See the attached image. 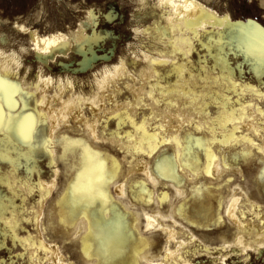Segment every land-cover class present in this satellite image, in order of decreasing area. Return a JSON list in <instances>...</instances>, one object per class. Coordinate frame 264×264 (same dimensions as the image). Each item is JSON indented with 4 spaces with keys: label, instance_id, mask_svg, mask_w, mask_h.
<instances>
[{
    "label": "bare ground",
    "instance_id": "bare-ground-1",
    "mask_svg": "<svg viewBox=\"0 0 264 264\" xmlns=\"http://www.w3.org/2000/svg\"><path fill=\"white\" fill-rule=\"evenodd\" d=\"M140 1L142 6H147V0ZM152 8L153 12L158 13L152 26L135 31L148 37L156 36L162 49L157 46L152 51L140 50L142 55H135L132 62L122 56L120 61L115 63V58L101 52L106 38L99 33L102 19L92 7L87 9L86 16L76 27L66 32L42 34L36 27L16 23L15 31L25 39L27 45V48L20 46L21 51L32 54L35 65L38 66V73L32 82L22 75L24 69L26 75L30 69L24 66L21 54L16 49L6 50L10 43L1 34L5 43L2 45L6 47L0 43V76L18 82L25 91L33 93V98L28 101L29 107L33 111L38 108L39 112L46 114V123L43 122L45 118H40L42 122L38 127H43L42 130L52 141L51 154L44 150L52 173L48 179L42 178L36 153L32 162L17 161L15 173L11 177L15 194L7 188L11 193L10 197L7 196L11 200V206L4 213V220L16 226L10 228L8 223H0V250L9 238L14 246L19 245L22 248L18 257L26 264H93L97 258L101 259L96 254L100 242L95 237L89 239L88 252H85L83 238L89 232V218L81 215L74 224L61 219L59 201L65 197L69 180L77 174L75 170L64 172L65 183L62 189L59 188L62 171L58 167V161L64 148L58 138H72L69 131L77 132V138L101 152L106 167L111 168L114 163L119 165L118 177L109 185L110 202L106 217L111 215V201H114L112 204L117 202L125 211L131 212L135 221L132 222L133 227L124 225L127 233L123 235L125 238H109L105 235L104 242L114 257L110 264H132L133 260L137 264H194V260L199 257L211 259V264H226L227 258L235 252V248L247 256L252 251L260 252L264 249V201L255 194L250 182L245 179L242 167L239 166L241 159L246 158L241 155L233 160V154H229V151L237 148L236 153L247 150L252 155L257 154L260 159H264V152L259 151L264 148V97L245 89L238 99L236 92L228 91L230 85L223 80L217 84L208 79H201L202 75H220L219 70H212L215 50L210 53L206 47L208 40L216 38V33L225 31L223 26L216 23L214 17L227 16L234 22L242 20H234L229 13H219L209 4V0H153ZM93 12L96 13L95 19L92 18ZM188 20L198 21L195 31L200 33L199 39L186 23ZM97 25L99 27L96 29ZM158 25L161 27L159 32ZM173 25H176L174 29L171 28ZM165 27L168 28L167 32L163 31ZM224 38L231 39L229 36ZM186 40L191 43H186ZM173 41L177 48L187 53L186 56L179 52L176 55L171 54ZM196 54L198 59L195 62ZM226 54L234 72L232 80L242 88L245 84H251L259 92H264L260 81L250 70L257 84L244 79L246 67L250 69L249 59L243 54H235V50ZM205 59L207 71L201 73V61ZM153 60L167 61L168 64H153ZM185 60L188 62L185 67L191 75L189 72L182 76H177L175 72L166 74L172 61L184 64ZM100 61L104 65L102 68ZM130 66L140 69L131 70ZM54 67L61 71L55 78L46 73L48 70L54 71ZM81 77L87 79L88 89L84 84L80 85L83 82ZM186 88L199 95L195 103L192 102V96L182 94ZM169 89L175 91L167 94ZM225 96L231 98L227 104L231 115L226 117L223 126H217V142L206 143L198 149L200 174L190 167L182 166L179 175L184 180L183 185L159 175L155 171V162L166 155L172 157L179 150L173 138H179L183 142L185 134L189 132L205 142L213 138L209 129L218 115L225 111ZM218 103L221 105L219 108ZM185 104L189 106L185 107ZM212 106H215L214 112ZM232 109L236 110L235 113H232ZM125 113L131 118L128 122H123ZM112 124L115 128L107 134V128L111 129ZM141 124H146L147 137L144 131L139 130ZM197 125L200 128H197ZM233 135L239 142H219L225 136L231 139ZM154 136H158L161 143L149 154L151 145L147 140ZM166 139L173 142L163 143ZM103 142L120 151L123 154L122 159L103 150L100 145ZM209 150L216 156L211 163V175L206 170ZM51 160H55L54 166L51 165ZM236 164H239L243 181H237L235 176L226 174L227 170ZM9 166L13 167L11 164ZM21 166L25 169L22 177L17 175ZM8 172L7 170L6 174ZM34 174H37L35 180ZM25 180L34 187L33 191H29L28 186L23 184ZM140 181L144 182V186L138 187L141 199L137 200L130 194V185ZM166 181L173 183L172 188L179 195L178 202L175 206H169L171 190L168 186L158 194V199L161 200L159 211L152 210L153 187L159 183L166 186ZM194 186L202 188L195 195ZM15 197L21 199L20 205L16 204L15 200L18 198ZM29 197H33V203L27 206L25 203ZM124 197H128L133 210L125 205ZM149 197L150 203L147 202ZM182 202L183 213L179 210ZM49 204L51 210L47 213ZM139 205L143 210L140 216L136 215ZM165 208L168 211H163ZM210 221L216 227L227 222L231 226L232 235L228 233V229L218 232L214 237L197 232L198 228L208 226ZM49 222L54 228L61 229L63 238L74 240L80 261L77 262L63 251L58 240L49 235ZM139 223L141 229L136 226ZM26 224H29L32 230L21 234ZM158 234L165 239L162 251L159 252L155 246V236ZM125 247L129 251L122 256L115 255L118 248ZM137 249H140L138 256L135 255ZM9 262L0 258V264H15L13 261Z\"/></svg>",
    "mask_w": 264,
    "mask_h": 264
},
{
    "label": "snow or ice",
    "instance_id": "snow-or-ice-1",
    "mask_svg": "<svg viewBox=\"0 0 264 264\" xmlns=\"http://www.w3.org/2000/svg\"><path fill=\"white\" fill-rule=\"evenodd\" d=\"M203 15V14H202ZM92 18H96V13H92ZM216 23L223 26L225 31L223 33H216L215 39H210L207 42L206 47L209 52L212 53L215 50L213 59L215 63L212 65V70H219V76L206 77L201 76V79H208L215 83H220L223 80L225 83L230 85L228 91L236 92L238 99L239 96L244 92L245 89L255 92L257 95L264 97V92H259L251 84H245L243 88L232 80L234 74L231 64L227 60L228 52L235 50V54H243L249 59L250 71L258 78L261 87L264 88V27L259 26L255 21L248 19L245 21L234 22L229 20L227 16L223 18L214 17ZM188 26L193 30V34L197 39L200 37V33L195 31L197 20L186 21ZM215 26V25H214ZM176 25L171 26L174 29ZM151 31V29H148ZM157 31H161V27L157 26ZM164 32L168 31V28L163 29ZM225 36L231 37V39H225ZM259 38V39H258ZM85 39H89L85 37ZM186 43L191 41L186 40ZM171 54L176 55L178 52L183 55H187L183 49L177 48L175 42L171 43ZM153 64L167 65V61L153 60ZM188 62L185 60L184 64L176 61L171 62V68L166 74L175 72L177 76H182L185 72H191L185 65ZM201 73L207 71L206 59L201 61L200 66ZM158 75H160L158 73ZM175 89H169L167 94ZM152 93H149L151 95ZM183 95L192 96V102L195 103L199 99V95L193 93L191 89H185ZM218 95V94H215ZM34 94L27 92L24 88L15 81L9 80L4 76H0V163L8 162L13 165L9 169L8 174H4L0 170V186L5 184L8 185L9 189L15 194L13 181L11 177L15 173V165L18 160H24L32 162L35 157V153L39 149L46 150L49 155L51 154V138L47 136V133L39 129L38 125L41 123L40 118L46 123V114L39 112V109L33 111L29 107V99L33 98ZM225 111L218 115L213 121V126L209 129L213 133V138L209 141H203L201 138L194 137L190 132L185 134V140L182 142L179 138L175 139V143L179 146V150L174 156H163L155 162V171L165 179H171L179 185L184 184L183 178L179 175V169L182 166L192 168L197 174H200V154L198 149L205 146L206 143H216L215 133L217 126H223V123L227 116L231 113L227 110V104L230 103V97L225 96L224 98ZM160 103V101H158ZM171 103V101H168ZM185 104V107H188ZM218 108L221 105L218 103ZM235 109H232V113H235ZM206 114V113H205ZM264 115V112H262ZM130 117L126 116L123 122H128ZM147 118H145V121ZM135 126V121H133ZM197 128H200L197 125ZM139 130L146 132V124H141ZM132 138V137H130ZM245 139H248L245 137ZM59 142L62 143L64 148L63 153L60 156V160L64 163L65 172L75 170L76 176L72 177L68 182V188L65 190V197H62L59 203L61 204V219L62 221H71L72 224L81 216H87L90 221L89 232L83 238L85 244V252H88V241L90 238L95 237L99 241V246L96 249V254L101 258L102 264H110L114 258L112 253L109 251L108 245L104 242L105 235L109 232V222L105 221L104 213L107 210V206L110 202L109 185L111 182L118 177L119 165L113 164L111 168L105 166L102 157V153L92 149L82 139L70 138L67 136H61L58 138ZM155 140V143H153ZM147 142L151 145L149 154L155 151L156 147L159 146L161 141L158 136L149 138ZM165 144L172 143V140L166 139L162 141ZM221 144L229 142H239L238 139L233 135L231 139L225 136L219 141ZM255 144L254 141H251ZM195 149V150H194ZM260 152H264V148L259 149ZM13 153L16 155L14 156ZM245 158L252 156V153L245 150L243 153H234L232 159L236 160L239 156ZM216 159L214 153L208 151V167L207 172L211 175V163ZM179 161V163L177 162ZM51 165H55V160L50 161ZM228 158H225V165L227 166ZM260 163L264 165V159L260 160ZM31 171V169H30ZM258 182L264 183V167L260 169L258 175ZM24 185H27L29 191H33L34 187L29 183L28 180L23 181ZM144 182H133L130 185V194L134 199L140 200L141 196L138 193V187H143ZM41 190L43 186L41 185ZM202 188L199 186L193 187V194L201 191ZM99 202V203H98ZM150 203V197L147 199ZM11 206V200L3 194H0V223H8L10 228L16 225L11 224L10 221L4 220V213ZM184 204L182 202L180 211L183 213ZM114 213L118 218L117 235H119L120 229L124 224V214L118 209L114 208ZM127 249L118 248L115 252L116 256H122ZM140 249L136 250L135 255H139ZM132 264H137L135 260Z\"/></svg>",
    "mask_w": 264,
    "mask_h": 264
},
{
    "label": "rangeland",
    "instance_id": "rangeland-1",
    "mask_svg": "<svg viewBox=\"0 0 264 264\" xmlns=\"http://www.w3.org/2000/svg\"><path fill=\"white\" fill-rule=\"evenodd\" d=\"M204 2H206V0H204ZM152 3L153 0H147V6H142L140 0H0V43L1 45L5 44L1 39L2 34L4 38L10 43V47H8L9 45H7V47L5 45L2 46L6 47V50L8 51L9 48L16 49V51L21 54L24 66L26 65V67L30 69V72L27 75L25 74L24 69L22 75L23 77L26 76L29 82H32L35 80L38 73V66L35 65L34 56L32 54H26L25 52L21 51L20 46H25L27 48V45L25 39L16 33V23L25 26L36 27L42 34H48L55 31L66 32L69 29L76 27L86 16L87 9L92 7L102 19L100 27L97 25L96 29L99 27V33L106 38L107 45H105L106 43H103V49H101V52L103 51L102 53L109 54L115 58V63L120 61L122 56L128 58L129 61L132 62V59L135 55H142L140 50L152 51V49L157 46H159L158 49L161 48V44L157 41L156 36L148 37L138 34L135 31L137 29L148 28L154 23L158 13L153 12ZM209 4L221 14L229 13L234 20L244 21L251 18L264 27V0H209ZM201 55H204V53H201ZM197 59L198 55L196 54L194 61ZM139 60L140 59L137 60L138 64H140ZM99 65L101 66L100 68L104 67V65H102V61L99 62ZM54 68V71L48 70L46 73L47 75L50 74V76L55 78L60 74L59 72L61 71L56 67ZM130 68L131 70L140 69V67L136 68L132 66H130ZM245 72L244 79H246L248 82H251L252 84H257L254 76L249 72L247 67ZM81 79H83V82H81L80 85L83 86L84 84V86L87 88V79L84 77H81ZM213 108H215V106L211 107L214 112ZM40 128L42 130L43 127ZM110 128L111 129L107 128V134H109L110 131L115 128L114 124H112ZM69 134L72 138H77L79 136L75 131H69ZM100 145L102 146L103 150L110 152L118 159H122L123 154L120 151L114 149L111 144L103 142ZM58 146L60 147L59 143ZM236 151L237 148H233L231 151H229V154H234ZM44 154V149H39L36 152V158L41 169L40 171L42 178L48 179L52 173V169L48 166V158ZM241 160V165H233L232 168L227 170L226 174L231 177L235 176L237 181H243L242 174L239 171V166L242 167L245 179L250 182V186L255 190V194H257L260 199L264 201V183L258 182L257 179L260 169L264 167V165L260 163L261 159L257 154H253L252 156L247 157L246 160ZM0 166L2 167H0V170H2L3 173L5 172L4 174H6L7 170L9 171L10 169V166L7 162L0 163ZM58 167L62 171L59 179V188L62 189L65 183V167L61 160L58 161ZM24 171V167L21 166L17 175L21 177L24 176ZM35 178L37 179V174H34L33 179L35 180ZM166 183H168L166 186H164L162 183H159L153 187L154 201L151 207L152 210L159 211V208L161 207V200L158 199V194L162 189L165 190L168 186H170L171 190L169 206L172 207L177 204L179 195L176 193L175 189L172 188L173 183H171V181H166ZM6 186V184L0 186V194L10 197L11 193H9L10 191L7 189L8 186ZM221 192L224 193V190ZM34 198H36V196H34ZM15 199L16 204L20 205L21 199L19 197H15ZM123 200L125 205L130 210L134 209V207L130 204L131 202L128 197H124ZM32 203L33 197H29L25 204L29 206V204L31 205ZM112 203H114V201H111V215L106 217V212L104 213V218H107L105 221L109 222L110 226V230L106 237L119 239L125 238L123 235H127V233L124 225L128 224L130 227H133L134 224L132 225V222L135 221V218L131 212L125 211L119 203L117 204V202H115L117 205ZM215 203L216 204L214 205L217 207V202ZM48 206L47 213L51 210L50 204ZM114 208L118 209L124 214V224L120 229L119 235L116 234L118 218L114 213ZM136 210L138 211L136 215L139 216L143 212L140 205L136 208ZM163 211H168V209L165 208ZM130 217L132 219H130ZM211 223L212 222L210 221L209 225L206 226L209 228H198L197 232L209 237H214L218 232L226 231L228 229L230 232H227L232 235L233 232L230 228L231 226L227 222H224L221 226L217 227ZM48 225L51 226L52 223L49 222ZM50 226L48 227V233L50 232L49 235H53L51 237L58 240V243L61 245L63 251L67 252L77 262L80 261L74 240H66L62 236V231L60 228L56 229L53 227V225L50 228ZM136 226L139 229L142 227L140 223L136 224ZM54 229L56 232H53L55 231ZM29 230H32V227L29 224H26L25 229L21 231V234H26V232ZM0 237H2L1 234ZM164 240L165 239L161 234L155 236V246L157 247V252L162 251L161 248L164 244ZM21 251L22 248L19 245L14 246L11 240L8 238L6 240V245L0 250V258L7 263L11 260L15 264H26L24 260H21V258L18 257ZM127 251H129L128 248ZM210 262L211 259L206 257H199L198 259L194 260V264H211ZM93 264H102L101 259L97 258ZM226 264H264V249H262L260 252L252 251L247 256L246 253H242L238 248H235V252H232L231 256L227 258Z\"/></svg>",
    "mask_w": 264,
    "mask_h": 264
}]
</instances>
